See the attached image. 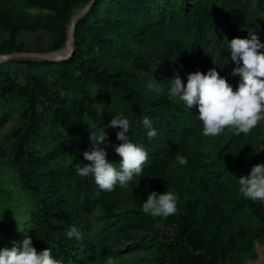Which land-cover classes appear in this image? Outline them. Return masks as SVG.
Returning a JSON list of instances; mask_svg holds the SVG:
<instances>
[{"label":"trees","instance_id":"1","mask_svg":"<svg viewBox=\"0 0 264 264\" xmlns=\"http://www.w3.org/2000/svg\"><path fill=\"white\" fill-rule=\"evenodd\" d=\"M87 1L0 0V53L30 50L36 40L28 37L37 33L49 40L40 50L65 46L67 24ZM249 29L264 42V0H94L76 21L71 57L0 64V132L15 118L0 134V176L12 170L17 195L0 200V247L19 246L27 235L37 252L49 248L62 264H97L128 252L139 264L256 259L264 247V205L239 192L237 177L264 162V122L248 134L226 128L204 136L196 106L154 94L143 75L153 71L166 88L174 73L183 82L189 72L216 67L235 90L240 77L231 73L227 39L247 37ZM10 63L28 67L25 81ZM32 66L51 71L36 74ZM117 113L132 121L129 134L148 159L137 184L105 191L76 167L90 163L82 153L91 150L89 132L97 127L107 134L106 158L118 164L112 146L120 143L119 126L108 124ZM145 115L158 132L151 142L140 124ZM152 190L175 192L177 212L144 213L142 200ZM73 225L79 240L66 236Z\"/></svg>","mask_w":264,"mask_h":264},{"label":"clouds","instance_id":"2","mask_svg":"<svg viewBox=\"0 0 264 264\" xmlns=\"http://www.w3.org/2000/svg\"><path fill=\"white\" fill-rule=\"evenodd\" d=\"M247 31V37L227 39V50L234 63L231 73L240 77L235 90L216 67L203 73L200 70L189 72L183 82L179 74L174 73L167 79L166 88L161 80L153 76V71L144 72L146 87L156 95L166 93L169 101L182 102L188 110L195 105L198 109L196 117L202 124L201 134L204 136L217 137L226 128L234 130L236 134H248L264 122V51H258L264 49V42L252 29ZM226 60L225 57L224 62ZM108 124L111 127L119 126L115 135L120 143L112 146L120 157L118 164L106 158L104 145L107 134L96 125L99 131L89 132L92 148L82 153L90 163H81L82 166L76 167V172L80 176L90 175L99 189L112 191L116 186L127 188L129 182L143 177L148 151L143 143L133 141L129 134V130L132 133L133 123L128 116L117 113L112 115ZM140 124L149 142L157 137V129L149 116H143ZM175 159L180 165L188 162L184 155H176ZM139 179H136V184ZM237 183L244 197L264 205V162L252 165L247 174L239 175ZM177 202V194L173 191L157 193L152 190L142 200V210L153 217H168L177 212ZM66 236L79 240L82 233L73 225ZM0 264H62V261L53 258L49 248L37 252L32 238L25 235L19 246L0 247ZM105 264H117V260L108 256Z\"/></svg>","mask_w":264,"mask_h":264},{"label":"rangeland","instance_id":"3","mask_svg":"<svg viewBox=\"0 0 264 264\" xmlns=\"http://www.w3.org/2000/svg\"><path fill=\"white\" fill-rule=\"evenodd\" d=\"M24 38H27V35H25ZM28 38L30 39V41H33V40H36V41L34 43H28L27 48L39 49V50L47 48L49 40L46 37H44L43 34L37 33ZM64 50L66 51V46L61 47V49H59V52H64ZM31 60H35V59H31ZM10 66L12 68V72L19 77V80L21 82L25 81L26 71L28 67L22 63H10ZM30 70L31 72L36 73V74H39V71L40 73H46V72L51 71L50 68H47L46 70H44V68L42 67L40 68L38 66H32ZM14 122H15V118L12 117L6 123V125L2 128L0 134L7 132L13 126ZM12 173H13L12 170H7L3 175L0 176V200L6 199V201L9 202L10 200L13 199L14 201H17L16 199L17 195L15 194V192L11 191L10 189V186L15 184L16 182L15 180L16 178L14 177ZM9 193H10V196H9ZM14 195H15V198L13 197ZM22 201H24V199ZM26 204L30 206L29 201ZM18 205H19L18 207L22 206L23 208H25L24 204L22 205L18 203ZM99 226H100V222L94 221L93 230H97ZM157 227H160V229H162L164 233L169 231V228L163 226L161 223H157ZM256 250L259 253L258 257H260L261 255H264V247H257ZM116 260H117V264H139L136 261L134 254L131 252L126 253L124 258L116 259ZM254 261L247 258L242 264H257V261L255 262ZM97 264H105V261L97 263Z\"/></svg>","mask_w":264,"mask_h":264},{"label":"water","instance_id":"4","mask_svg":"<svg viewBox=\"0 0 264 264\" xmlns=\"http://www.w3.org/2000/svg\"><path fill=\"white\" fill-rule=\"evenodd\" d=\"M94 0H88L80 9H78L69 20L66 27V38L64 45L67 48L66 53H60L58 48L56 50H39L30 49L22 51H12L6 53H0V64L10 60L17 59H35V60H47V61H60L72 56L74 51V30L76 21L81 18L84 13L90 8ZM254 261V260H253ZM257 264H264V255L255 259Z\"/></svg>","mask_w":264,"mask_h":264},{"label":"bare ground","instance_id":"5","mask_svg":"<svg viewBox=\"0 0 264 264\" xmlns=\"http://www.w3.org/2000/svg\"><path fill=\"white\" fill-rule=\"evenodd\" d=\"M60 49H61V48H60ZM66 51H67V48H66ZM66 51L64 50V52H60V53H62V54H63V53H66ZM254 262H255V261H254Z\"/></svg>","mask_w":264,"mask_h":264}]
</instances>
